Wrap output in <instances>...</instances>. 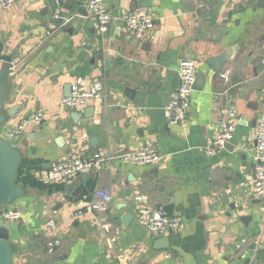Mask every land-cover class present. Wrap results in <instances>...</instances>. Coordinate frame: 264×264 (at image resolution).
I'll list each match as a JSON object with an SVG mask.
<instances>
[{
    "label": "crops",
    "instance_id": "crops-1",
    "mask_svg": "<svg viewBox=\"0 0 264 264\" xmlns=\"http://www.w3.org/2000/svg\"><path fill=\"white\" fill-rule=\"evenodd\" d=\"M258 1L106 0L115 19L105 33L98 31L85 0H61L59 8L52 0H15L0 7L2 53L13 62L5 109L18 106L0 133L41 115L10 140L21 153L14 182L25 191L7 204L21 214L5 221L15 248L12 264H259L264 259V197L253 190L256 126L264 114V8ZM137 8L153 14L152 27L140 37L119 20ZM56 10L69 20H56ZM227 48H233L232 58L214 71L206 59ZM185 58L196 63L194 90L187 119L171 125L163 105L178 86L177 67ZM76 77L102 88V96L83 109L61 103ZM232 106L237 119L227 144L233 150L224 146L206 154L204 145ZM73 111L83 114L74 120ZM141 147L162 156L152 164L123 157ZM98 150L107 156L102 165L69 182L47 180L52 164ZM97 189L111 194L104 212L87 210ZM135 196L162 210L171 204V214L182 220V228L168 235L167 247L155 248L162 236L137 224ZM241 215L251 217L246 226ZM53 239L60 242L49 252L46 243Z\"/></svg>",
    "mask_w": 264,
    "mask_h": 264
},
{
    "label": "built area",
    "instance_id": "built-area-1",
    "mask_svg": "<svg viewBox=\"0 0 264 264\" xmlns=\"http://www.w3.org/2000/svg\"><path fill=\"white\" fill-rule=\"evenodd\" d=\"M15 0H0V7L6 8ZM59 8L61 0H52ZM86 7L96 21L98 31L105 33L109 30L114 21V17L107 8L106 0H85ZM53 17L56 20L67 22L69 17L54 12ZM124 23L125 29L136 35L142 36L153 24V14L143 8H137L130 13H124L119 17ZM197 67L195 60L185 58L179 61L177 67L178 86L169 93L168 99L163 105L164 116L169 124L176 125L183 123L188 116L190 95L194 90ZM228 79L227 75H224ZM102 88L98 83L84 84L81 77H76L71 83L70 93L64 97L61 103L64 106L83 109L91 99L102 96ZM41 115L39 113L29 115L14 126L7 128L0 135L10 141L22 133L26 125L34 123ZM237 113L235 108L229 107L224 111L223 119L215 132L214 137L209 140L203 147L206 154H211L219 148H223L233 137L236 125ZM162 155L153 147H141L126 153L123 157L131 163L152 164L159 160ZM107 159L106 154L101 151H95L89 157L69 156L49 167L45 173L47 180L52 182H69L77 177L80 173L86 172L91 168L102 165ZM254 160V180L253 190L260 197H264V114L257 120L256 126V144L253 147ZM111 200V194L107 189H97L93 193L88 211L104 212ZM135 201L139 203L136 208V222L143 227L150 235L168 236L176 233L182 228V220L175 215L168 214L161 208L150 206L142 201L141 196H135ZM20 211L12 206L0 207V221H16L20 219ZM47 226H52L48 222ZM104 230L108 231L109 226L103 224ZM58 239L48 241L46 244L47 251L53 252L59 245ZM264 264V259L259 262Z\"/></svg>",
    "mask_w": 264,
    "mask_h": 264
},
{
    "label": "water",
    "instance_id": "water-1",
    "mask_svg": "<svg viewBox=\"0 0 264 264\" xmlns=\"http://www.w3.org/2000/svg\"><path fill=\"white\" fill-rule=\"evenodd\" d=\"M258 6L264 8V0L258 1ZM3 42L0 41V130L2 124L7 117H13L18 111V106L14 105L5 109V95L7 93V81L13 73L12 57L3 52ZM84 54V51L79 53V58ZM233 48H227L223 53L210 56L206 59V63L214 70L220 71L223 66L232 58ZM235 76L232 77V80ZM195 85V83H194ZM71 86V85H70ZM69 86V93H70ZM132 90V89H129ZM91 111V107L84 110L85 117H89L88 112ZM83 113L78 111L71 112V116L75 120V117H81ZM60 140V138H59ZM93 141L92 139L90 140ZM226 148L230 151L233 150V145L226 144ZM21 153L17 148V145L0 135V207L5 206L17 198L24 195L25 191L22 187L15 184L14 179L17 172L18 164L20 161ZM232 207V206H231ZM164 210L168 213H172V205L167 204ZM128 214H124L122 220L127 222L129 219ZM240 221L246 226L251 217L249 215H241ZM9 228L10 224L0 221V264H12L11 256L14 252V245L9 240ZM248 235L247 230L244 231ZM155 248H164L169 245L168 236H162L154 241ZM253 246V245H252Z\"/></svg>",
    "mask_w": 264,
    "mask_h": 264
},
{
    "label": "trees",
    "instance_id": "trees-1",
    "mask_svg": "<svg viewBox=\"0 0 264 264\" xmlns=\"http://www.w3.org/2000/svg\"><path fill=\"white\" fill-rule=\"evenodd\" d=\"M47 244V243H46ZM47 249V248H46Z\"/></svg>",
    "mask_w": 264,
    "mask_h": 264
},
{
    "label": "rangeland",
    "instance_id": "rangeland-1",
    "mask_svg": "<svg viewBox=\"0 0 264 264\" xmlns=\"http://www.w3.org/2000/svg\"><path fill=\"white\" fill-rule=\"evenodd\" d=\"M55 250V249H54Z\"/></svg>",
    "mask_w": 264,
    "mask_h": 264
}]
</instances>
